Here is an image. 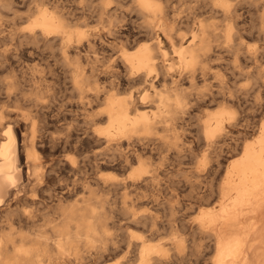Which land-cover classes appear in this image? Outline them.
<instances>
[{
	"label": "bare ground",
	"instance_id": "obj_1",
	"mask_svg": "<svg viewBox=\"0 0 264 264\" xmlns=\"http://www.w3.org/2000/svg\"><path fill=\"white\" fill-rule=\"evenodd\" d=\"M66 1L68 0H30L27 5L31 6L27 7L32 12V16H30L32 20L27 27L28 29L6 30L0 28V264H81L83 256L87 252H93L96 257L101 256V253L108 249L104 239V228L108 224L102 226V222L104 221L102 209L104 207L102 208L100 202H103L104 197H101L102 200L100 202V199L98 200L97 198L100 189L105 186L106 182H103L99 175L102 165L100 164V157L103 153L109 151L125 152L132 142L138 139L136 135L139 131L145 134L151 132L150 127L142 118H132V103L129 99H118L119 97H115L112 93L114 86L111 82L108 81V91H104L101 86V81L103 80L101 70L103 53L107 48L103 45L101 32H105L110 36L118 34L120 29L125 27V16L119 17L118 15V12L124 7L122 4L123 0H100L96 5L90 2L87 5V14L82 17V25L84 29L86 28L83 31L72 27L71 23L73 19L69 18V14L64 10V2ZM127 1L131 9L141 19H144V29L146 31L144 32L150 35L151 40L147 46H142L143 48L130 54L118 55L117 60H115V65L118 66L119 72L124 73L126 76V83L131 80L132 76L137 78V80H142L141 82L150 77V79H154L150 84L151 89L155 93H160V95L165 93L162 86V83L165 81L162 75L164 54L161 50V40L158 38L159 34L173 48L177 63L187 75V79H196L194 77L195 73H197V78H202V80H205L209 76L217 81L222 79L220 69L224 68L220 67L217 62L221 59V56L218 59L219 52L217 48L221 44L220 42H228L234 37L232 33L233 25L231 26L227 23L224 26L221 25L222 28L219 25L221 30H219L220 33L218 34L220 35H217V26L213 24L205 26L202 23H198L196 26L197 30L191 34L189 44L186 47H182L179 42L181 43L183 38L174 37L172 32L173 27H168L176 22V19L172 20L171 18L170 20L173 23H167L166 16L168 13L165 10L164 3H162L163 1ZM212 1L207 10L205 8L208 20H213L216 16H220L223 21L228 19L230 5L224 1L221 7H218L214 2L215 0ZM246 1L251 7L255 8L256 12L262 9V14L257 18L258 22L252 26L250 25L249 27L251 28H248L251 31L254 30L256 36L262 37L264 3L259 0ZM92 3L94 5H90ZM16 8L12 1L0 0V23L3 17L5 19V16L2 15L3 10L9 11L13 16L17 17L18 12ZM121 12L123 13V11ZM74 16L76 17V15ZM234 16L236 17L237 15ZM19 21L21 22V20ZM235 22L237 21L235 20ZM245 22L243 23L245 24ZM92 24H94V27L92 26L93 30L90 31L88 28ZM219 27L218 29H220ZM241 30L245 31L247 29H241L240 27L237 31L235 30L237 35H239L236 41L243 39L240 35ZM246 33H249V31ZM119 39H122V37ZM235 48V51H242V47L239 44L235 45ZM253 54L243 51V61L245 63L248 61L249 65L256 64V56ZM237 73L238 76H243V78H252L255 83L262 77L259 71L256 70L255 73L254 70L249 71L247 66H243L242 71ZM229 80H227V83ZM136 84L139 85V83ZM218 84L216 88L218 87L223 90L226 87V84L222 83V81ZM54 85L60 87L59 92L62 93V100H69L66 103L61 101L62 103L60 102L61 104L59 103V106H57L58 109L61 107L65 108L66 106L70 113H78V116L81 118L77 124L82 123L84 131L80 138L78 137L80 134H78V140L76 141L73 140L77 139L76 137L74 138L76 135L71 132L70 128L65 129L68 135L64 139H58V143L48 134L49 127L56 126L60 121L59 113L53 115L56 108V103H54ZM161 88L162 90H160ZM175 90L177 93L178 89ZM207 91V94L199 92L196 95L195 101L200 102L203 99L205 100V98H208L209 101L215 100L214 92H211L209 89ZM181 93H185V91ZM216 94L222 95L220 92ZM182 98L175 97L178 106L173 107L172 110H167L169 118L171 117L176 120V115L179 113L181 115L184 114L183 106L185 104L182 103ZM217 112L220 113L219 110ZM222 114H227L229 118H232L233 113H224L222 111ZM221 120L218 114L210 115L208 118V121L213 123L212 129L206 132V136L210 139L208 146L215 144V141H223L224 135L221 134L223 123ZM261 133L262 135L255 146L246 144L242 145L243 147L239 148L240 150L238 149L239 151L236 153L238 155L237 158L233 159L230 155L231 158L229 157L228 160L224 161L209 159L211 162H206L205 157V161L199 160L200 162L195 164L187 176L185 184L190 188H196L203 182H200V179H211L210 182L214 180L217 183L216 192L212 189L214 186L209 184L201 193L190 196L191 198H188V203L178 201L176 204H168L166 209H164L169 215V218L165 219L167 223L164 229L167 232L168 239L165 242L161 255H156L158 250L155 247L146 246L144 242L146 240H144L138 244L132 243L134 244V246L132 245L134 249L138 247L139 251L138 254L131 255L132 258L129 261L135 260L137 264H184L188 260V257L192 255V257H197V259H204L203 264H264V124H262ZM217 135L218 138L216 137ZM215 137L218 140H215ZM71 142L78 144L79 147L75 148L78 153L82 155L84 152L86 154L89 152V156H84L81 158V161L72 159L68 162L65 159H59V157H54L53 154L45 152V150L54 149L56 145L58 146L57 148L70 147L72 145L70 144ZM221 148L224 149L223 147ZM114 152H111L112 155ZM216 154L217 152L215 156H217ZM119 155H117L118 159ZM121 158H123L122 155ZM134 160L136 158L131 155L128 156L129 163H133ZM109 161L111 160L109 159ZM109 161L107 160L106 162L110 164ZM123 161L125 162L126 160L124 159ZM85 162L90 164V167L88 166L91 169L90 174H86L85 167L83 166ZM61 163L63 170L69 171L74 176L77 174L79 176L80 174V177H75L69 183L67 181L65 185L59 187V191L53 190L49 193V185L47 184V179L50 178L49 173L54 170L56 165ZM139 164V167L130 173L129 179L124 183L128 189L130 188V191L139 188L147 190L156 180L157 176L153 172L152 174L151 172H147L144 168L145 165L141 166L142 163ZM115 166L118 167V165ZM155 183L157 182L155 181ZM125 186L124 188H126ZM45 193L48 194L45 195ZM63 193L77 196L74 204L69 206L64 205L62 197H58V194L62 195ZM214 195L217 200L213 204V211H209L207 207L212 205L210 199ZM185 198L183 197L184 200ZM108 203L110 204V202ZM127 206L129 205L127 204ZM114 209L118 208L115 207ZM156 210L158 211V208ZM181 211H186L185 213L187 214L189 212V215L190 212L196 213L199 211L198 217L195 220L193 219V224L198 233L193 236V239L191 238L190 244L187 243L189 237L187 236L186 238L182 232L184 231L183 227L180 230L174 225L176 221L175 215ZM162 212L160 214H163ZM130 215L134 217L133 214L130 213ZM135 216L137 218L140 217L139 215ZM113 217L115 218V216ZM161 217L163 219L162 215ZM113 219L111 218V221L115 220ZM137 220L139 221V219ZM136 221L135 224L138 222ZM38 222H43V225H38ZM124 223L126 222L122 224ZM162 225L161 227L164 226ZM128 226H131V223ZM157 226L155 225V227ZM107 228L111 227L108 226ZM136 232L138 233V231ZM126 235L125 239H127ZM196 236L199 238H196ZM122 239L117 240L121 241ZM114 240L117 241L115 237ZM203 241L206 243H202ZM155 244L152 245L155 246ZM127 249L124 250L128 251L129 249ZM128 253L130 252L128 251ZM109 256L112 255L109 253ZM101 257L104 258V256ZM98 260H101L100 257ZM121 264L123 263L121 262Z\"/></svg>",
	"mask_w": 264,
	"mask_h": 264
},
{
	"label": "rangeland",
	"instance_id": "obj_2",
	"mask_svg": "<svg viewBox=\"0 0 264 264\" xmlns=\"http://www.w3.org/2000/svg\"><path fill=\"white\" fill-rule=\"evenodd\" d=\"M3 1H12L15 8L16 7L18 8V9L16 8V10L18 12L17 13L18 19L16 16H13L11 12L3 10L2 15L5 16V19H4V17L2 18V22L0 23V28L6 29V30H13V29L14 30H26V29H28L27 27L30 25L31 20H32V18L30 17V16H32V12L29 11L28 7H27V6H29V7L31 6V5H27V4H29L30 0H19V1L18 0H15V1L14 0H3ZM21 1H22V3H21ZM99 1L100 0H68V1L64 2L65 3L64 4L65 12H67L69 14V18L73 19V22L71 23L72 27L75 29L79 28V31L85 30L86 28L84 29V27L82 25V17H84L85 14H87V12H86L87 5L90 2H93L96 5L99 3ZM205 1L206 0H200V1L199 0H161V2L164 3L165 10L168 13L167 14L168 18L166 16L167 23L168 22L173 23L172 20L174 18L176 19V22H174L173 24H171L168 27H171V26L173 27V28L172 27L171 28H172V32H173L174 37H177L179 39L183 38L181 43L179 42V44H181L182 47H186L189 44L190 37L192 36L191 34H193L197 30L196 26L198 23H202L205 26L212 25V24L217 26L216 27L217 28V31H216L217 35H220L218 33H220L219 30H221L222 26L226 25L227 23H229L231 26L233 25L232 26L233 27L232 33H233L234 37L228 42H225V43L220 42L221 44H219V47L217 48V50L219 52L218 59L221 56L220 57L221 59H219V61H217V62H218L220 67L224 68V69L219 68L222 72L221 73L222 79H219V81L215 80L214 78H211V76L206 77L205 80H202V78L201 79L197 78L198 77L197 73H195V76H194L196 79H194V80L187 79L186 78L187 75L182 71L181 67L177 63L173 48L164 40L162 35L159 34L158 38H159V40H161V50L164 54V59L162 61L163 62L162 75H163V78L165 79V81L162 83V86L164 87L163 90H165V93L160 95V93H155V91H153L151 89L150 84L154 80L152 77H151L152 79H150V77H148L147 79L143 80V82H141L142 80L141 81L137 80V78H134L132 76L131 80L126 83V80H125L126 76L124 75V73L119 72L120 70H118V66L115 65V60H117L118 55L130 54L132 52L137 51L138 49H141V48L147 46L148 44H150V40H151L150 35L145 34L146 31L144 29V19H141L138 16V14L133 9H131V6L129 5L127 0L122 1V4L124 5V7H122L121 10L118 12L119 17L125 16L124 17L125 27L121 28L120 31L118 32V34L116 33V34H112L110 36H109V34L107 35L105 32H101V39L103 41V45L107 47L104 50L105 52L103 53L104 57H103V65H102V69H101L102 70V77H103V80L101 81V83H102L101 86H102L103 90L108 91L107 86H108V83L111 82L114 86L112 93L115 95V97H117V98L119 97L118 99H129L132 103V112H131L132 118L133 119H141L142 118L146 122V124L150 127L151 132L148 134H145L142 131H139L138 134L136 135L138 139L134 140L132 142V144L130 145V147L128 148V150H126L125 152L124 151L123 152L111 151V152L115 153V154L113 153V155H114L113 156L112 153L109 151V152L103 153V155H102L103 157L102 156L100 157V164H102V165H101V170H100L99 175H100L101 179L103 180V182H105V181L106 182H105V186H103V188L100 189L101 192L99 191L97 198H98V200L100 199L99 200V202H100L102 200V198L104 197L102 200L103 202H100V205L102 206V208L104 207L102 209V211L104 214L103 220L105 222L104 221L102 222L103 223L102 226H105L106 224H108V226L111 227L109 229L107 228L108 226L104 228V239H105V243L107 245V248L109 250L106 248L108 251L104 250V252L101 253V256H104V258H102L99 255L101 260H98L99 257L94 256L93 252H87L84 254L83 257L85 259L83 258V260L81 261V264H97V263L98 264H100V263L101 264H121V262L123 264H135V263L137 264V261H135V260L129 261V259L132 258V256L134 254H138V251H139L138 247H137V249L136 248L134 249V247H133L134 244H132V243L138 244L140 241H144V240H146V241H144L145 245L149 246V247H155L158 250L156 255L160 256L162 250L164 249L165 242H167L166 240L168 239V235L166 234L167 232H165V230H164L165 225L167 223V220L165 221V219L169 218L168 217L169 215L167 214L168 212H166V210H164V209H166L168 204H176V202H178V201L183 202V203H188V200L191 198L190 196H194L197 193H201L205 187L209 186V184L214 186V187H212L213 191L216 192V190H217L216 189L217 183L214 180H212V182H210L211 179H204V178L200 179V182H202V181L203 182L200 183L196 188H190L187 184H185V182L187 180V176L189 175L190 171H192L195 164L200 162V161H203V160L205 161V158L207 160L206 162H209V161L211 162L212 159L213 160L218 159L220 161L221 160L222 161L228 160L230 155L233 159L237 158L238 157V155L236 154L237 151H239L246 144L255 146L256 142L258 141V139L262 135L261 128H262V124H264V27H263V36L262 37L256 36L254 30L251 31V29H248V28H251V27H249L250 25L252 26L253 24H256L258 22L257 18H259V16L262 14V11H261L262 9L260 11L256 12L255 8L251 7L250 4L246 0L245 1H242V0H217L216 1L215 0L214 2L216 3V5L218 7H221L222 2H224V1L227 2L230 5V15H229L228 19H226L225 21H223V19L220 18V16H216L213 20H208V16L206 15V10L213 1L207 0L206 1L207 3ZM259 1L264 3V0H259ZM219 2H221V3H219ZM93 3L90 5H94ZM66 5H68V6H66ZM205 8H206V10H205ZM19 9H21V10H19ZM20 11H21V13H20ZM121 11H123L124 14ZM172 11H174V12L172 13ZM4 12H7V13H4ZM74 15H76L77 18ZM232 15L233 16L237 15V16L233 17ZM173 16H175V17H173ZM25 17L27 18V20ZM74 17H75V19H74ZM78 17L81 19H79ZM171 18H172V20H170ZM242 19H243V22L246 21L245 24L242 22ZM19 20H21V22ZM74 20H76V21L74 22ZM235 20L237 22H235ZM240 20L242 23L240 22ZM184 22H186V23H184ZM25 23H26V25H25ZM80 24H81V27H80ZM94 24L96 25V23H94ZM94 24L90 25L88 30L92 31ZM219 25L221 28L219 27ZM235 25H238V26L235 27ZM24 26H26V27H24ZM218 27L220 29H218ZM240 27H241V29L246 28L247 30H245V31L241 30L240 35L242 36L241 38H243V39H239L238 41H236L237 36H239V35H237L236 31ZM248 31H249V33H246ZM245 33H246V35H245ZM254 34H255V36H254ZM121 37H122V39H119ZM117 39H119V40H117ZM237 44H239L240 47H242V51H240V52L235 51L236 50L235 45H237ZM137 45H140V46L137 47ZM240 50H241V48H240ZM243 51L244 52L248 51L249 53H252V54L254 53L253 55L256 56V64H250L249 65L248 61H247V63H245L243 61V56H242ZM221 64H223V65L221 66ZM243 66H247L249 68V71L254 70V73L256 70L259 71L262 74L261 79L257 83H255L252 78H247V77L243 78V76H238L237 72L242 71ZM246 70H248V69H246ZM117 72H119V73H117ZM181 73H183V74H181ZM162 75H160V76H162ZM178 75H180V76H178ZM182 75H184V76H182ZM110 76H112L113 78ZM122 76H123V78H122ZM160 79H161V77H160ZM228 79H230V80L227 83ZM119 80H121V81H119ZM134 80H137V81H134ZM209 80H211V81H209ZM220 81H222V83L226 84L225 85L226 87H224L223 90L221 88H218V87L216 88V85H219L218 83H220ZM53 82H55V81L53 80ZM136 83H139V85ZM121 88H122V90H121ZM162 88L160 90H162ZM59 89H60V87L54 85V95H55L54 96V98H55L54 103H56V108L54 110L53 115H57L59 113L60 121L56 126H54V125H53V127L50 126L49 132H48L49 136L51 135V137H53L55 139L56 143H58L57 142L58 139H64L68 135L67 131L65 130L66 128H70L71 132L74 133V135H76V136H74V138L75 137L77 138L78 134H80L78 136L80 138L81 135L83 134V131H84L83 124L82 123L77 124V122L80 121V119H81L80 116H78V113H70L66 106H65V108L61 107L58 109L57 106H59V103L61 101H64L63 103H66L67 101H69L67 99L62 100L63 99L62 93L59 92ZM173 89H174V91H173ZM175 89H178L177 93H176ZM208 89L211 92H214L216 99L214 98L215 100L209 101L208 98L207 99L205 98V100L203 99L204 101L203 100L200 101L201 103L196 102L195 101L196 95L199 92H203V93L207 94ZM179 90H181V91L179 92ZM184 91H185V93H181ZM219 92L222 95L216 94ZM175 97H183L182 103L185 104L183 106L184 107L183 108L184 114L181 115V113H179L178 115H176V120H174L171 117L169 118V115L167 114V112L169 110H172L173 107L178 106V104L176 103ZM220 100H222V101H220ZM219 102H221V103H219ZM140 104H141V106H140ZM139 108H141V109H139ZM150 108L154 109V110H151ZM218 110L220 113L217 112ZM222 111L224 113H228V112L229 113L231 112V114L233 113L231 116L232 118H229L227 114H225V115L222 114ZM145 113H146V116H145ZM154 113L156 114V116ZM213 114L220 115V120L222 118L221 122L223 123L222 124L223 125V131L221 132V134L224 135V139L222 142L215 141V144H213L212 146H210V145L208 146V141L210 139L206 136V132H208L213 127V123L209 122L208 118L210 117V115H213ZM233 116H235V117L233 118ZM203 118L204 119L206 118L205 120L207 123L205 122V120ZM63 119H65V120H63ZM151 125H153V126H151ZM73 127H75V128H73ZM216 137L218 138V135ZM216 137H215V140L217 139ZM175 139H177V140H175ZM73 140L76 141V140H78V138L73 139ZM70 144H72L70 147L65 146L62 148H60V147L57 148L58 146L56 145L54 149H50L48 151L45 150V152L47 154H53L54 157H59V159H62V160L65 159V161L67 160L68 162H70V160H72V159H74V160L76 159V161H81V158H83L84 156H86V157L89 156V152L87 154L84 152V154L81 155V153H78L75 150V148L79 147L77 143L75 144V143L71 142ZM221 147H223L224 149H222ZM209 148H210V150H209ZM62 150H64V151H62ZM233 150H236V151H233ZM216 152H217V154H216L217 156H215ZM218 153H220V154H218ZM68 154H71V155H68ZM72 155H73V157H71ZM117 155H119V159H118ZM121 155L123 158H121ZM130 155L133 156L134 158H136V160H134L133 163H129V161H128V156H130ZM139 155H141V156L139 157ZM233 155H234V157H233ZM115 156H117V157H115ZM108 157H110L109 159L111 161H109ZM207 157H208V159H207ZM101 158H102V160H101ZM139 158H141V159H139ZM124 159L126 160L125 162L123 161ZM209 159H211V160H209ZM107 160L110 162V164L108 162H106ZM112 162H113V164H111ZM138 162L142 163L141 166L145 165L144 168L147 172H151V174L153 172V174L157 176L156 180H155L157 183H155V181H154L153 185L151 184L147 188V190L144 188H139V189H136L137 191L136 190L133 191V189L130 191V188L128 189L124 185V183H126V181L129 179V176L131 175L130 173H132L135 169H137L139 167L140 164ZM62 163H64V162H62ZM62 163L59 165H56L54 167V170L49 173L50 178L47 179V182H48L47 184L49 185V191H48L49 193L53 190L59 191L58 190L59 187L62 185H65L67 181L69 183V182H72V180L75 177L76 178L80 177V174H79V176H78V174L74 176L69 171L63 170L61 168ZM115 165H118V167ZM123 165H124V167H122ZM83 166L85 167L86 174H90L91 173V169H89L90 164L85 162L83 164ZM57 168H58V170H57ZM151 169H152V171H151ZM115 171H117V172H115ZM67 173H69V174H67ZM102 176H103V178H102ZM183 184H185V185H183ZM118 186H119V189H118ZM124 186L126 188H124ZM113 188H114V191H113ZM127 189H128V191H127ZM46 194H48V193H45V195ZM111 194H112V196H111ZM116 195H118V196H116ZM185 195H187V196H185ZM59 196L62 197V200H64V205L66 204V206L74 204L75 200L77 199V196L67 195V193H63L62 195L58 194V197ZM110 197H112V198L114 197V199H112ZM167 197L169 198V200ZM183 197L184 198L186 197L185 200L183 199ZM139 198H141L144 201H142ZM130 199H132V200L129 201ZM216 200L217 199H215V195L213 198L210 199V202H212V205H209L207 207V209L209 211H213V204L216 202ZM108 202H110V204L112 203L111 204L112 206ZM150 202H151V204H150ZM161 202H162V204H161ZM127 204L129 206H127ZM159 204L161 205V207ZM117 205H119V206H117ZM109 206H110V208H109ZM115 207L118 209H114ZM151 207H152V209H151ZM126 208H128L127 209L128 211L126 210ZM157 208H158V211L156 210ZM153 209H155L156 211L154 210L155 211L154 212ZM104 210L107 212L105 213ZM118 210H119V212H118ZM161 212L163 214H160ZM185 212L186 211H181L177 215H175V217L179 218V219L175 218L176 221L174 222V225H176L180 230H182V229L184 230L182 232L185 234L186 238H187V236L189 237L187 239V243L190 244V241L193 239V236H195L198 233V231L196 230L193 223H194V220L198 217L199 211H197L196 213L190 212V215H189V212H188V214ZM110 213H112V214H110ZM130 213L133 214L134 217H132L130 215ZM114 214H116V215H114ZM107 215H108V217H107ZM135 215H139L140 217L137 218V216H135ZM161 215L163 216V219H162ZM113 216H115V218ZM111 218L112 219L114 218L115 220L113 219L114 221H111ZM130 219H131V221H130ZM137 219H139V221ZM141 220H143V221L140 222ZM135 221L137 223L140 222L142 224H140V223L135 224ZM123 222H126V223L122 224ZM113 223L116 225H114ZM129 223H131V226H128ZM148 223H150V224H148ZM180 223H181V225H180ZM38 225H43V222H38ZM111 225H114L117 228L114 226H111ZM137 225H138V227H137ZM155 225L156 226L158 225V226L155 227ZM161 225L164 228L161 227ZM136 227L138 228V230ZM146 227H149V228H146ZM141 228H143V229L141 230ZM153 228H155V229H153ZM134 229L136 231H138V233ZM144 230H146V231H144ZM148 230H149V233H148ZM150 230H152V231H150ZM141 231H143V232H141ZM159 231H160V233H158ZM195 231H196V233H195ZM144 232H146V233H144ZM151 232H153L155 234L152 236L153 233L151 234ZM156 232H157V234H156ZM115 234L116 235L118 234L117 235L118 238ZM110 235H113V236H110ZM125 235H126L127 239H125ZM112 237H113V239H112ZM114 237L116 238V240L122 239V238L123 239L121 241L120 240L115 241ZM196 238H199V237L196 236ZM136 239H138V240H136ZM127 240H129L130 243ZM114 242L116 243L115 245H114ZM204 242L205 241H203L202 243H204ZM112 243H113V245H112ZM151 243L153 245L155 243L156 244H155V246H153ZM158 244H159V246H158ZM116 245H117V247H116ZM119 245L120 246L122 245V246L120 247ZM117 248H119V249H117ZM122 248H123V250H122ZM115 249H117L116 252H114ZM124 249H127L130 253H128V251H126ZM134 250H135V252H134ZM109 251H111V252H109ZM107 252H108V254H107ZM112 252L114 253V255ZM109 253L112 256H109ZM115 255H116V257H115ZM193 258H194V261H193ZM85 260L86 261L88 260L87 262H89V263H87ZM91 260H92V262H91ZM203 260H200L199 258L197 259V257H194V256L192 257V255H190L188 257V260L186 261L187 263L185 262L184 264H188L189 262H190L189 264H203ZM56 264H58V263H56Z\"/></svg>",
	"mask_w": 264,
	"mask_h": 264
}]
</instances>
